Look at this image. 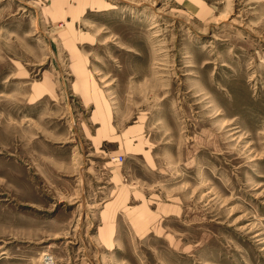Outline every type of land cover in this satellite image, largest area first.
Listing matches in <instances>:
<instances>
[{
	"label": "rangeland",
	"instance_id": "374dc122",
	"mask_svg": "<svg viewBox=\"0 0 264 264\" xmlns=\"http://www.w3.org/2000/svg\"><path fill=\"white\" fill-rule=\"evenodd\" d=\"M264 264V0H0V264Z\"/></svg>",
	"mask_w": 264,
	"mask_h": 264
},
{
	"label": "bare ground",
	"instance_id": "6f19581e",
	"mask_svg": "<svg viewBox=\"0 0 264 264\" xmlns=\"http://www.w3.org/2000/svg\"><path fill=\"white\" fill-rule=\"evenodd\" d=\"M51 260H52L51 257L44 256L42 261L44 262V264H50Z\"/></svg>",
	"mask_w": 264,
	"mask_h": 264
}]
</instances>
